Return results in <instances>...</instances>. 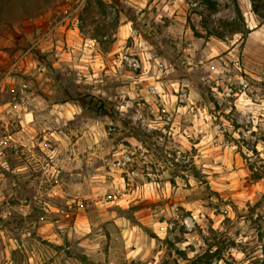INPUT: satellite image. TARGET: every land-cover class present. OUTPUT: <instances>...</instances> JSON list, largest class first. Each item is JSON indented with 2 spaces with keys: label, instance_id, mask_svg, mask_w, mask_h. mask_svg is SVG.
I'll use <instances>...</instances> for the list:
<instances>
[{
  "label": "rangeland",
  "instance_id": "obj_1",
  "mask_svg": "<svg viewBox=\"0 0 264 264\" xmlns=\"http://www.w3.org/2000/svg\"><path fill=\"white\" fill-rule=\"evenodd\" d=\"M209 1L0 17V264H264V20Z\"/></svg>",
  "mask_w": 264,
  "mask_h": 264
},
{
  "label": "trees",
  "instance_id": "obj_2",
  "mask_svg": "<svg viewBox=\"0 0 264 264\" xmlns=\"http://www.w3.org/2000/svg\"><path fill=\"white\" fill-rule=\"evenodd\" d=\"M13 0V2L0 0V17H16L17 19H21L22 17L29 16L30 13L34 10V7L37 6L38 10L43 11V9L50 3V0ZM210 1L206 0V4ZM254 6V13L264 20V11H262V6L256 3V0H252ZM215 7L214 5L212 6ZM237 9L239 11V16L241 20H243V16L239 10V6L237 5ZM226 31L229 35L235 36L240 34H245L244 30L240 28L238 23L232 22L226 26Z\"/></svg>",
  "mask_w": 264,
  "mask_h": 264
}]
</instances>
